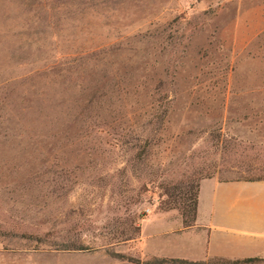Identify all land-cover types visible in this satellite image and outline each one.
<instances>
[{
	"label": "rangeland",
	"instance_id": "obj_1",
	"mask_svg": "<svg viewBox=\"0 0 264 264\" xmlns=\"http://www.w3.org/2000/svg\"><path fill=\"white\" fill-rule=\"evenodd\" d=\"M233 164L264 180V0H0L5 251L114 252Z\"/></svg>",
	"mask_w": 264,
	"mask_h": 264
},
{
	"label": "crops",
	"instance_id": "obj_2",
	"mask_svg": "<svg viewBox=\"0 0 264 264\" xmlns=\"http://www.w3.org/2000/svg\"><path fill=\"white\" fill-rule=\"evenodd\" d=\"M114 253L147 264L152 259L208 262L264 257V180H201L195 221L184 227L177 210H149L134 240ZM0 264H134L106 251L38 255L5 251Z\"/></svg>",
	"mask_w": 264,
	"mask_h": 264
},
{
	"label": "trees",
	"instance_id": "obj_3",
	"mask_svg": "<svg viewBox=\"0 0 264 264\" xmlns=\"http://www.w3.org/2000/svg\"><path fill=\"white\" fill-rule=\"evenodd\" d=\"M166 113V111H164ZM153 124V123H149ZM241 168V165L233 164L223 169H218V167H201L198 169L197 173L193 175L192 178L188 179L186 183V189L184 191H178V188H169V187H163L164 196H166V200L162 202V205L160 208H158L159 211H169V210H177L182 219L184 227H190L193 225L195 221V215H196V208H197V202H198V188L199 183L201 180L204 179H210V178H217V176L220 174L221 171H225L227 173H232L235 170H238ZM222 182H229V181H257V180H263V179H231V180H221ZM194 183V184H191ZM139 232V228H138ZM134 240V239H133ZM73 251H86V248H75L70 249ZM109 255L116 260L120 261H128L134 264H139L140 261L131 257H127L123 254L109 252ZM212 261H218V262H224L226 264H262L264 263V257L263 258H248V259H242V260H222V259H216ZM212 261L208 262H189L185 260H165V259H152L147 262V264H209Z\"/></svg>",
	"mask_w": 264,
	"mask_h": 264
}]
</instances>
